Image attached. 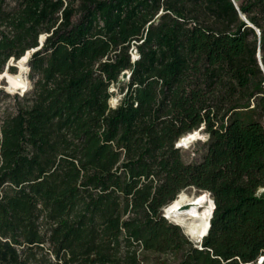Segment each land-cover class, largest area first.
<instances>
[{
    "label": "trees",
    "instance_id": "trees-1",
    "mask_svg": "<svg viewBox=\"0 0 264 264\" xmlns=\"http://www.w3.org/2000/svg\"><path fill=\"white\" fill-rule=\"evenodd\" d=\"M28 51L0 264H264V0H0V75ZM188 188L215 205L199 247L162 213Z\"/></svg>",
    "mask_w": 264,
    "mask_h": 264
},
{
    "label": "bare ground",
    "instance_id": "bare-ground-1",
    "mask_svg": "<svg viewBox=\"0 0 264 264\" xmlns=\"http://www.w3.org/2000/svg\"><path fill=\"white\" fill-rule=\"evenodd\" d=\"M41 39H43V35ZM31 53V51H28V55L14 62L17 66V73L10 74L8 72L3 75V78L7 80L8 90L11 92H19L22 96L30 89L27 73ZM198 138V132L195 131L189 134V136L182 138L179 143L183 145L182 147L188 146ZM213 210L214 204L210 196L206 200L201 195L192 198L184 192H181L177 198L164 209V213L171 222L184 228L187 237L200 242L208 234Z\"/></svg>",
    "mask_w": 264,
    "mask_h": 264
},
{
    "label": "rangeland",
    "instance_id": "rangeland-1",
    "mask_svg": "<svg viewBox=\"0 0 264 264\" xmlns=\"http://www.w3.org/2000/svg\"><path fill=\"white\" fill-rule=\"evenodd\" d=\"M33 52H35V51H33ZM9 66L10 67H15L16 73H17V68H16L17 66L15 65L13 60H11L9 62ZM5 73H8V71H6V72H4L3 74L0 75V108H4L5 106H15V96L17 95L18 97H21V94L19 92H11V91L8 90L7 80H6V78H3V75ZM29 73H30V68L28 67L27 80L29 82V88H31V82H30V80L28 78ZM10 74H12V73H10ZM13 74H15V73H13ZM119 98H120V96H118V94L116 93L115 97L110 101L111 102L110 104L112 106H116L117 103H118ZM257 119L264 126V115H260ZM197 132H198V136H199L198 139H196L193 142H191L188 146H184V147L180 148L181 152H182V155H183V158H184V160L186 162H191L193 160L199 159L200 156H202V154L205 152L204 143L207 140V135L203 134L201 129L198 130ZM183 192L186 195H188V196H190L192 198L200 196V195L203 196L206 200L209 198L208 193L199 192V191H197L196 189H193V188H188V189L184 190ZM162 213H163L164 217L167 218L166 214L164 213V211ZM171 223H173V222H171ZM179 227L181 228L183 234L187 237V234L185 233L184 228L181 227V226H179ZM187 238L195 246H197V247L200 246V242L199 241L193 240V239H191L189 237H187ZM160 259L165 264H176V262H177V260L172 258L171 256H162ZM160 263H161L160 261H153L152 263H148V264H160Z\"/></svg>",
    "mask_w": 264,
    "mask_h": 264
},
{
    "label": "water",
    "instance_id": "water-1",
    "mask_svg": "<svg viewBox=\"0 0 264 264\" xmlns=\"http://www.w3.org/2000/svg\"><path fill=\"white\" fill-rule=\"evenodd\" d=\"M245 20V19H244ZM246 21V20H245ZM44 39H45V37L43 38V39H41L40 40V47L39 48H36L34 51H37V50H39L40 48H41V46L43 45V41H44ZM26 55H28V53L26 54ZM25 55V56H26ZM259 59H260V56H259ZM262 66V65H261ZM124 78H127V76H124ZM189 136V135H188ZM183 145H181L180 143H178L177 144V147L178 148H181ZM213 204H214V202H213ZM214 209H215V205H214ZM214 211V210H213ZM212 215H213V212H212ZM211 218H212V216H211ZM210 221H211V219H210ZM209 228H210V223H209Z\"/></svg>",
    "mask_w": 264,
    "mask_h": 264
},
{
    "label": "built area",
    "instance_id": "built-area-1",
    "mask_svg": "<svg viewBox=\"0 0 264 264\" xmlns=\"http://www.w3.org/2000/svg\"><path fill=\"white\" fill-rule=\"evenodd\" d=\"M262 260H263V257L260 258V259L257 261V264H261Z\"/></svg>",
    "mask_w": 264,
    "mask_h": 264
}]
</instances>
